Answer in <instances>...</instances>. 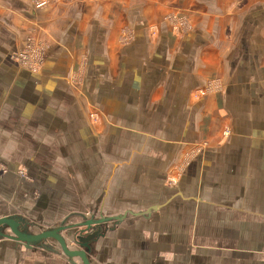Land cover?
I'll return each instance as SVG.
<instances>
[{
	"label": "crops",
	"instance_id": "obj_1",
	"mask_svg": "<svg viewBox=\"0 0 264 264\" xmlns=\"http://www.w3.org/2000/svg\"><path fill=\"white\" fill-rule=\"evenodd\" d=\"M2 214L112 219L93 264H264V0H0ZM0 264L82 263L0 238Z\"/></svg>",
	"mask_w": 264,
	"mask_h": 264
},
{
	"label": "water",
	"instance_id": "obj_2",
	"mask_svg": "<svg viewBox=\"0 0 264 264\" xmlns=\"http://www.w3.org/2000/svg\"><path fill=\"white\" fill-rule=\"evenodd\" d=\"M18 220L19 219L16 217L6 216L2 214L0 216V238L9 239L16 242H23L27 244L37 243L44 240H53L58 243L61 250L67 257L72 259H80L82 264H93L87 254V245H85V243H83L82 241H79L78 235H83L93 226L108 222L109 220L111 221L112 219H102L100 221L90 219L86 220L84 223H81V225H69L66 223V220L62 222L58 228L44 231L37 235H31L22 232L21 224ZM115 220L120 221L122 220V218H116ZM79 226L83 227V229H81V231L76 234L77 238L73 239L75 240V242H77L79 248L77 247L75 249H71L62 233L65 231L75 230ZM4 228L10 229L11 234L5 233Z\"/></svg>",
	"mask_w": 264,
	"mask_h": 264
},
{
	"label": "rangeland",
	"instance_id": "obj_3",
	"mask_svg": "<svg viewBox=\"0 0 264 264\" xmlns=\"http://www.w3.org/2000/svg\"><path fill=\"white\" fill-rule=\"evenodd\" d=\"M41 5V4H39ZM34 47V50L32 48H28L26 51L24 52H21L24 57L26 58V60L24 62H21L20 65L21 66H24L26 65L29 69L35 71V72H40V70L42 69V64L44 62V52L41 51L40 49V45L39 46H36V45H33ZM19 54V53H17ZM18 61V60H17ZM25 63V64H24ZM2 168H5L2 166ZM8 170V168H6ZM6 169H5V172H6ZM22 170H20L19 174L20 176L22 177H25V169L21 168ZM112 223H114L115 221H111ZM260 259V258H257V260Z\"/></svg>",
	"mask_w": 264,
	"mask_h": 264
},
{
	"label": "built area",
	"instance_id": "obj_4",
	"mask_svg": "<svg viewBox=\"0 0 264 264\" xmlns=\"http://www.w3.org/2000/svg\"><path fill=\"white\" fill-rule=\"evenodd\" d=\"M34 50V47H31ZM16 58L22 62H24L26 60V58L24 57V55L22 53H19L16 55Z\"/></svg>",
	"mask_w": 264,
	"mask_h": 264
}]
</instances>
